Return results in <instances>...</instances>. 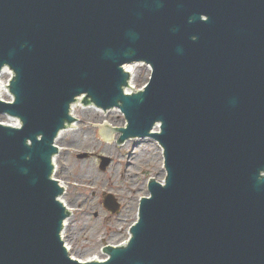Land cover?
Segmentation results:
<instances>
[{"label": "water", "instance_id": "1", "mask_svg": "<svg viewBox=\"0 0 264 264\" xmlns=\"http://www.w3.org/2000/svg\"><path fill=\"white\" fill-rule=\"evenodd\" d=\"M143 60L151 81L127 94L123 66ZM4 66L15 99L0 114L23 127L0 123V264H81L51 174L86 93L123 109L128 127L109 123L122 141L159 140L169 174L127 247L82 264H264V0H0V77ZM103 123L104 140L120 133Z\"/></svg>", "mask_w": 264, "mask_h": 264}, {"label": "rangeland", "instance_id": "2", "mask_svg": "<svg viewBox=\"0 0 264 264\" xmlns=\"http://www.w3.org/2000/svg\"><path fill=\"white\" fill-rule=\"evenodd\" d=\"M133 68L132 87L138 89L150 80L152 70L146 64ZM9 77L5 73L4 81ZM9 94L7 89L1 95L11 100ZM100 109L80 104L76 108V125L67 127L77 132L66 131L70 132L69 135L67 133L58 140L62 149L60 147L57 154L55 175L67 187L62 198L72 210L63 231L64 242L72 256L84 260L105 258L103 249L107 243L116 245L127 241L130 227L138 220L140 199L149 195L150 178L161 181L167 174L163 148L153 138L128 139L118 144L120 133H116L111 140H104L98 128L90 123L105 121L122 126L126 123V116L119 108ZM0 119L17 122L7 115ZM102 156L110 159L106 168L101 167ZM90 177L93 178L92 184L87 181ZM108 193L116 197L121 208L119 212L113 213L104 205Z\"/></svg>", "mask_w": 264, "mask_h": 264}, {"label": "bare ground", "instance_id": "3", "mask_svg": "<svg viewBox=\"0 0 264 264\" xmlns=\"http://www.w3.org/2000/svg\"><path fill=\"white\" fill-rule=\"evenodd\" d=\"M130 70H132L133 72L132 73H134V68L131 66V67H128ZM3 84V82L1 81L0 82V97H3V95H1L3 92H6V90L7 89H9V85L7 84H4V85H2ZM9 92H10V89H9ZM4 98V97H3ZM83 102V97L81 96V97H79L76 101H75V103L73 104V108H72V111H71V114H73V116L74 117H76V118H78L77 117V115H76V108L78 107V106H80V104ZM80 103V104H79ZM93 106V105H92ZM96 108V107H95ZM86 109V108H85ZM102 109H100V111H101ZM98 111V110H97ZM73 126H75L76 125V123L74 124H72ZM66 131H70L71 133H74L75 131L77 132V130H70L69 128H67V127H65L64 128V130L63 131H61V133L59 134V136L57 137V144H59L58 143V140L59 139H61V138H64L63 137V135H66L67 133H68V135H69V133L70 132H66ZM64 132H65V134H64ZM60 142V141H59ZM59 147H61V149H62V145L60 146V144L58 145ZM131 159V158H130ZM57 160H58V155L55 157V162L57 163ZM88 168V167H87ZM91 169H92V167H91ZM60 181V184L63 186V187H65L66 185H65V183L61 180V179H59ZM86 181V180H85ZM87 181H89V184H92L93 183V178L92 177H90V179H87ZM88 184V185H89ZM93 185H95V184H93ZM89 187H92L91 185H89ZM63 197V195H61V197H60V199L63 201V202H65L66 203V205H68L67 204V202L65 201V199H63L62 198ZM70 205V204H69ZM71 207V206H70ZM70 218V217H69ZM67 221L68 220H66L65 222H66V226H67ZM69 247V246H68ZM70 249V248H69ZM100 259V258H99Z\"/></svg>", "mask_w": 264, "mask_h": 264}]
</instances>
